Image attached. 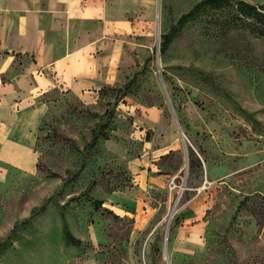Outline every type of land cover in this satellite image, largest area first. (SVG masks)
Segmentation results:
<instances>
[{
	"label": "rangeland",
	"instance_id": "rangeland-1",
	"mask_svg": "<svg viewBox=\"0 0 264 264\" xmlns=\"http://www.w3.org/2000/svg\"><path fill=\"white\" fill-rule=\"evenodd\" d=\"M204 1H125L115 84L42 98L35 170L0 185V264H264V27L235 5L264 0Z\"/></svg>",
	"mask_w": 264,
	"mask_h": 264
},
{
	"label": "crops",
	"instance_id": "crops-1",
	"mask_svg": "<svg viewBox=\"0 0 264 264\" xmlns=\"http://www.w3.org/2000/svg\"><path fill=\"white\" fill-rule=\"evenodd\" d=\"M125 1L152 0H0V185L10 167L35 170L42 98L59 90L96 100L115 84L116 51L135 31L123 23ZM182 229L191 236L177 238L174 250L197 248L203 223Z\"/></svg>",
	"mask_w": 264,
	"mask_h": 264
},
{
	"label": "trees",
	"instance_id": "trees-1",
	"mask_svg": "<svg viewBox=\"0 0 264 264\" xmlns=\"http://www.w3.org/2000/svg\"><path fill=\"white\" fill-rule=\"evenodd\" d=\"M233 5V3L230 0H206L204 1L202 4H200L195 11H198L201 8L204 7H210L212 9H221L224 7H231ZM235 5L239 6V8H241V14L243 15H247L250 17H255L258 19V21H260V23L263 25L264 27V12H260L256 9L255 6L248 4L246 2L243 1H237V3H235ZM192 16V15H191ZM188 16L186 18V22H189L193 16ZM171 35H164V47L162 49V51L164 52L168 46V43L171 40ZM135 81H132L130 83V85L128 86V89H130L133 85H134ZM191 150V148H190Z\"/></svg>",
	"mask_w": 264,
	"mask_h": 264
},
{
	"label": "water",
	"instance_id": "water-1",
	"mask_svg": "<svg viewBox=\"0 0 264 264\" xmlns=\"http://www.w3.org/2000/svg\"><path fill=\"white\" fill-rule=\"evenodd\" d=\"M181 133H182V136L186 138L185 133H184V132H181ZM173 212H174V211H173ZM173 216H174V213L171 214V217H170L169 222H168L169 224H170V222H171ZM165 244H166V242H165Z\"/></svg>",
	"mask_w": 264,
	"mask_h": 264
}]
</instances>
